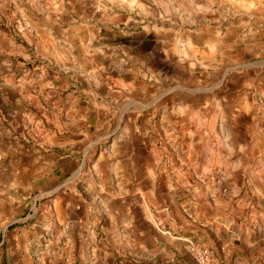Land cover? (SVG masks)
<instances>
[{
  "label": "rangeland",
  "instance_id": "rangeland-1",
  "mask_svg": "<svg viewBox=\"0 0 264 264\" xmlns=\"http://www.w3.org/2000/svg\"><path fill=\"white\" fill-rule=\"evenodd\" d=\"M26 2H30L32 10L25 6ZM197 2L198 0H45V5H41L39 0H24L23 4L21 0H17L16 5L11 6L9 1L0 0V64L3 65L0 85H5L4 89L2 86L5 92L2 91L0 98V127L16 131L19 128L15 122L17 112H26L30 119H26L25 125L43 132L40 140H45V181L37 182L31 196H27L28 187L24 179L22 187L18 189L10 184L9 174L5 170L12 171L15 165H12L8 148L3 152L7 155L0 157V205L2 210L9 212H3L0 243L4 236L9 238L15 231L21 230L23 219L29 214L28 208L35 196L45 193V205L50 203V207L54 208L58 200L57 193L64 187H72L73 182L80 177L78 165L71 168L58 167L57 160L68 162L74 156L81 158L85 147L81 145L90 144L86 152L89 163L106 151L112 140L120 135L117 121L112 125V135L102 130L100 123L104 120L100 118L99 110L103 114L109 109L119 112L127 103L128 106L131 105L132 112H135L139 106L132 100H140L143 105L152 107L156 104L153 103V97L159 91L163 94L170 93L176 86H183L184 82L190 83L193 78L204 80L205 73L207 96L211 93L209 89L216 85L226 86L228 93L242 90L247 85L244 82L249 79L264 85V21L240 24V20L247 18V15L264 17V1L207 0V32L191 36L194 30L206 25L201 13L195 12L197 7L193 5ZM253 2H257V6L250 7ZM27 12H32L33 17L27 15ZM218 14L221 22L215 18ZM15 16L18 17L19 27L16 30L17 50L10 47L15 40L9 37L8 32L15 27L12 20ZM5 26L8 30L4 31ZM239 26L243 27L239 29ZM221 31L222 35L219 36L217 32ZM206 45L207 53L204 51ZM205 61L207 65L198 66ZM187 63H195L193 71L187 69ZM13 65L16 67L13 68ZM221 65L223 69L219 72ZM216 66L218 68H213ZM40 79H45L43 98L41 86L37 83ZM107 80H114L111 88L115 97H118L117 101L111 103L107 102L105 87H99V83H106ZM14 81L21 84L19 89L22 91L15 98L11 97L17 95L11 87ZM126 86L127 91L123 89ZM137 88L138 91L135 90ZM214 90L217 94L220 92L219 88ZM28 91L30 92L27 94ZM144 91L148 93L147 99L144 98ZM246 92L247 90L241 93V96L244 97ZM256 93L254 89L250 97L241 100V115L234 127L235 145L238 149L233 145L223 151L219 148L222 145L215 143L216 147L208 157H213L211 172L216 167L222 169L221 173L217 170L213 175L222 181L224 187V172L227 171V179L232 178L240 163L242 171L237 175L236 181L229 185L232 193L248 192L251 198L255 197L253 194L260 187L259 180L264 182V92L258 96ZM214 121L210 120L212 130ZM110 129L111 126L108 130ZM148 130L145 128L133 137L135 148L145 150V144L149 146V139L152 140L153 147H159L156 146L155 136ZM83 131L86 132L83 137L85 141L78 146V137L82 136ZM219 136L222 137L221 134ZM56 142L63 145L58 152L52 147ZM175 151L181 156L179 148ZM156 153L159 154L158 161L162 160L163 154L157 150ZM204 153L206 152L199 151V160L203 159ZM55 154L58 155L55 161L49 159ZM177 161H181V158L175 156L173 165H170L169 173L172 177L180 169L176 166ZM230 165L232 169L228 172ZM158 170L159 167L154 168L159 178ZM85 177L86 183L83 186L87 188V184H92L94 179L88 170ZM80 187L81 185L78 188ZM226 188L228 192L223 193L221 190V193L229 196L230 189ZM73 192H77L76 187ZM197 192L200 191L197 189ZM196 193L184 198L195 202L197 199L193 196ZM13 203L14 207L9 208ZM25 205L28 208L22 210ZM200 205L206 204L200 201ZM79 209L80 206L70 212L68 206L63 207L65 225L81 222L87 217ZM254 211L258 209L225 216V227L222 226L217 233L221 234L219 238L223 243L233 244V247L238 246L243 250L241 264H264V211L263 214ZM53 212L55 214L56 210ZM181 212L191 222L201 225L200 228H206L207 214L195 215L186 207H181ZM186 212L192 217L186 216ZM72 213L75 214L73 217ZM96 217L92 214L85 221L88 225L82 233L85 238H89L94 230L98 232L100 222L94 223ZM54 218L59 224L57 217ZM237 222L242 223L243 227L240 228ZM163 232L168 236V229ZM196 234V239L185 240L187 255L173 264H196L190 253V244L207 248L204 238L200 233ZM203 236L205 237V233ZM78 240L81 241L80 236L75 242ZM169 240L163 239V242L169 245ZM58 244L63 251L67 248V240L59 241ZM207 249L220 264H226L223 257L219 258L212 250ZM125 259L129 264H140L132 260L138 261L137 256L124 257ZM121 260L123 258L118 259L115 264H120Z\"/></svg>",
  "mask_w": 264,
  "mask_h": 264
},
{
  "label": "crops",
  "instance_id": "crops-1",
  "mask_svg": "<svg viewBox=\"0 0 264 264\" xmlns=\"http://www.w3.org/2000/svg\"><path fill=\"white\" fill-rule=\"evenodd\" d=\"M6 1H9L11 6L16 5L17 2V0ZM39 2L45 5V0H39ZM23 3L24 0H21V4ZM29 3L26 2L25 6H29ZM193 6L197 7L195 12L201 13L206 25L194 30L191 36L207 32V0H198ZM252 6H257V2H253L250 7ZM29 7L32 10V7ZM101 11L102 9L98 12ZM219 14L215 18L221 22ZM27 15L33 17L32 12H27ZM17 18V16L12 18L15 24L13 31L8 30L7 26L4 29V31L8 30L9 37L15 40L10 44V47L15 50L18 49ZM113 19L117 20L115 17ZM247 21L260 23L264 21V17L255 14L247 15V18L240 20V24ZM242 27L239 26V29ZM21 28L23 29L22 25ZM217 33L219 36L222 35V31ZM204 47L207 53V45ZM185 65L190 72L195 67V63ZM205 65L207 61L198 66L204 67ZM14 67L16 65H13ZM2 68L3 65L0 64V71ZM213 68H218V66ZM222 69L221 65L218 71ZM204 76L206 79L193 78L190 83L184 82L183 86H176L170 93L163 94L159 91L153 97V103L156 104L152 107H148V104L143 105L140 100H132L139 106L135 112H132L131 105L128 106L127 103L119 112L109 109L103 114V111L99 110L98 114L104 120L100 123L102 130L112 135L114 130L112 125L117 121L120 135L112 140L109 148L101 152L96 160L88 163L86 152L90 144L81 145L86 135L85 131L82 132V136L78 137L80 139L78 146H85L81 158L74 156L68 162L57 160L58 167L71 168L78 165L77 170H80V177L73 182L72 187H64L57 193L58 200L54 208L50 207V203L45 205V193L35 196L30 208L28 205L22 208V210L28 208L29 214L23 219L20 231H15L9 238L3 235L0 243V264H115L121 258L123 260L120 264L124 262L129 264L124 257L133 256L139 258L138 261L132 259L135 263L173 264L181 260L180 257L187 255L185 240L196 239L197 232L204 238L207 248L219 258L223 257L226 264H241L240 261L244 256L243 250L238 246L233 247V244L223 243L219 238L221 234L217 233L226 224L223 220L225 216L233 215L235 212L247 213L249 209L252 211L258 209L254 212L263 214L264 182L259 180L260 187L254 192L255 197L253 198L248 192L245 194L232 193L229 184L236 181L237 175L243 168L239 163L238 170L234 171L236 175L232 178L227 179V171L224 172V185L230 189V193L229 196L223 195L215 182L218 177L214 178L213 175L217 170L221 173L222 169L216 167L211 172L213 157L211 159L208 157L216 147L215 143L222 145L219 148L223 151L233 145L236 150L238 149L235 145L237 142L234 127L238 124V117L241 115V100L250 97L254 89L257 96L261 95L264 92V85L249 79L244 82L247 85L242 90L232 93H228L226 86L216 85L213 89L208 88L211 93L207 96V73ZM115 79L118 80L116 77ZM113 81L107 80L106 83H99V87H105L107 102L110 103L118 99L111 88ZM17 83V81L11 83V87L17 94L12 95L13 98L22 93L19 89L21 84ZM37 83L41 86L43 98L45 79L37 80ZM120 85L122 87V83ZM2 86L3 89L5 88V85H0V98L3 91ZM215 88H219L218 94ZM123 89L127 91L128 86ZM138 89L135 90L138 91ZM246 90L247 92L242 97L241 93ZM147 95L148 93L144 91V98L147 99ZM26 119H30L26 112H17L15 122L19 128L16 131L4 130L0 127V157L7 155L3 152L5 148H8L12 165H15L12 171L5 170V173L9 174L10 184L18 189L25 182L28 187L27 196L28 194L31 196L37 182L45 181V154L43 153L45 140H40L43 132H38L39 130L28 128L25 125ZM211 119L215 120L214 130L211 128ZM110 126L111 129L108 130ZM145 128L155 136L156 146L159 145V147H153V142L149 139V146L145 144L146 151L135 148L133 137ZM221 131L222 133H219ZM220 134L222 137L219 136ZM62 146L56 142L52 147L55 152H58ZM178 148L181 156L175 151ZM156 150L163 154L160 161H158L159 154ZM199 151L206 152L202 160H199ZM57 156L55 154L49 159L55 161ZM175 156L181 158V161L176 163L180 169L174 172L172 177L169 172ZM163 157H165L164 160ZM157 161L158 165H156ZM232 162L231 160L230 163ZM155 167H159V178L158 173L154 171ZM231 169L232 166H228V172H231ZM87 170L94 181L84 188ZM23 179L24 182H22ZM80 185L81 187L78 188ZM74 187L77 188L78 193L73 192ZM119 189L122 191L119 192ZM197 189L200 192L196 193ZM193 192L197 194L193 196L197 201L192 202L190 198H184L189 197V194ZM200 201L206 205H200ZM67 206L70 212L80 206L79 210L87 214V217L81 222L65 225L62 209ZM12 207L14 203L9 206V208ZM181 207L189 208L195 215L207 214L206 228H200L201 225L184 217ZM3 212L9 213L7 210H2L0 205V224L4 218ZM92 214L97 216L94 223L100 222V227L97 233L94 230L89 238H85L82 235L83 229L88 227L85 221H88ZM73 215L75 214L72 213L71 217ZM54 217H57L59 224ZM236 224H240V228L243 227L242 223L237 222ZM166 229H168V236L163 232ZM77 232L79 235H76ZM79 236L81 241L78 240L76 243V238L79 239ZM167 238L170 239L169 245L163 242V239ZM64 240H67V248L63 251L58 243ZM70 252L72 254H68Z\"/></svg>",
  "mask_w": 264,
  "mask_h": 264
},
{
  "label": "built area",
  "instance_id": "built-area-1",
  "mask_svg": "<svg viewBox=\"0 0 264 264\" xmlns=\"http://www.w3.org/2000/svg\"><path fill=\"white\" fill-rule=\"evenodd\" d=\"M126 1V0H122ZM216 185L220 187L223 193H227L228 189L223 186V183L221 180H216ZM186 216L191 218V214L186 212ZM190 253L193 256V259L196 264H220V262L214 257V254L209 251L207 248L197 245V244H190ZM222 264V262H221Z\"/></svg>",
  "mask_w": 264,
  "mask_h": 264
}]
</instances>
